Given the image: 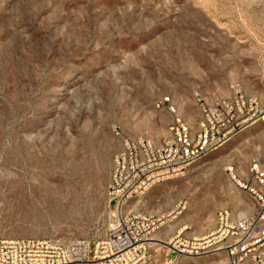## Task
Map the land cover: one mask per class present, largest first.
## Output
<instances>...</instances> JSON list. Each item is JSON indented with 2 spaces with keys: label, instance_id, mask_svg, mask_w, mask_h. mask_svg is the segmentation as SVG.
<instances>
[{
  "label": "rangeland",
  "instance_id": "1",
  "mask_svg": "<svg viewBox=\"0 0 264 264\" xmlns=\"http://www.w3.org/2000/svg\"><path fill=\"white\" fill-rule=\"evenodd\" d=\"M233 82L264 99V0H0V240L101 238L117 214L105 185L122 141L160 143L175 114L194 130L200 102L230 96ZM259 124L249 132L264 145ZM246 130L120 212L160 214L185 199L153 234L168 230L162 241L182 218L202 236L219 208L252 213L226 171L264 167V152L239 148ZM166 253L152 244L146 264Z\"/></svg>",
  "mask_w": 264,
  "mask_h": 264
},
{
  "label": "built area",
  "instance_id": "2",
  "mask_svg": "<svg viewBox=\"0 0 264 264\" xmlns=\"http://www.w3.org/2000/svg\"><path fill=\"white\" fill-rule=\"evenodd\" d=\"M230 91L226 98L200 102L194 130L175 114L170 134L160 143L142 137L122 141L105 185V196L117 214L101 238L0 240V264H146L153 234L181 214L187 201L180 199L169 211L154 215L120 210L152 186L183 176L190 165L239 132L264 123V99L247 93L236 82L230 84ZM226 171L250 196L253 212L233 214L228 208H219L214 228L207 234L185 233L189 228L184 226L169 240L156 241L167 248L160 264H176L180 256L218 252L225 255L227 264H264V168L258 160L252 161L245 183L237 179L231 167Z\"/></svg>",
  "mask_w": 264,
  "mask_h": 264
},
{
  "label": "crops",
  "instance_id": "3",
  "mask_svg": "<svg viewBox=\"0 0 264 264\" xmlns=\"http://www.w3.org/2000/svg\"><path fill=\"white\" fill-rule=\"evenodd\" d=\"M251 127H259L260 129H259V132L261 131V130H263L262 129V126L259 124V123H255V124H253V125H251L250 127H248L247 128V130H246V135L243 137V138H241V140L240 141H237L238 142V144H240V146H239V148H242L244 145H247V146H251V149L253 150L252 152H254V154H253V156H255V158L256 157H262V152H264V145H256L255 144V142H257V139L255 138V136L257 135V133H258V131L257 132H255L254 134H252V133H250L249 132V129L251 128ZM233 146H235L234 145V142H233ZM254 160H258L257 158L256 159H252L250 162H249V164H248V169H249V167H250V164H251V162L252 161H254ZM259 161V160H258ZM260 162V161H259ZM261 164V163H260ZM261 166H262V164H261ZM263 167V166H262ZM264 168V167H263ZM248 171V170H247ZM234 173V172H233ZM235 174V173H234ZM236 175V177H237V179L241 182V183H245L246 181H247V173H246V176H245V178H242V177H239V176H237V174H235ZM245 191V190H244ZM246 192V191H245ZM246 194H247V192H246ZM216 213V212H215ZM177 217V216H176ZM174 226H176V229H174V231L170 234V236L173 234V233H175V232H177V231H179V230H181L184 226H188V228L190 229V225H189V219L188 218H182V219H180L178 222H177V224H174V225H172L171 227H170V229L172 228V227H174ZM168 233V230H166L165 232H163V233H159V234H157V235H155L154 236V242H156V241H162L163 239V235H165V234H167ZM170 238V237H169ZM169 238H167L166 240H168Z\"/></svg>",
  "mask_w": 264,
  "mask_h": 264
},
{
  "label": "bare ground",
  "instance_id": "4",
  "mask_svg": "<svg viewBox=\"0 0 264 264\" xmlns=\"http://www.w3.org/2000/svg\"><path fill=\"white\" fill-rule=\"evenodd\" d=\"M263 132H264V131H263ZM242 212H243V210L239 211V213H242ZM169 239H170V238H169ZM169 239H168V240H169ZM151 240H152L151 243H152V244H155V242H154V237H153ZM166 241H167V240H166Z\"/></svg>",
  "mask_w": 264,
  "mask_h": 264
}]
</instances>
